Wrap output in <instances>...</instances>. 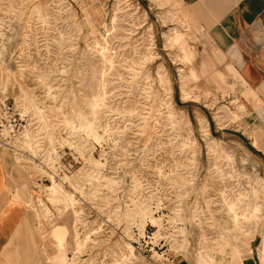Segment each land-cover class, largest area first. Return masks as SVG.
Instances as JSON below:
<instances>
[{
    "label": "rangeland",
    "instance_id": "rangeland-1",
    "mask_svg": "<svg viewBox=\"0 0 264 264\" xmlns=\"http://www.w3.org/2000/svg\"><path fill=\"white\" fill-rule=\"evenodd\" d=\"M255 104L176 0H0V146L39 262L61 221L67 264H264Z\"/></svg>",
    "mask_w": 264,
    "mask_h": 264
},
{
    "label": "crops",
    "instance_id": "crops-1",
    "mask_svg": "<svg viewBox=\"0 0 264 264\" xmlns=\"http://www.w3.org/2000/svg\"><path fill=\"white\" fill-rule=\"evenodd\" d=\"M176 1L251 91L256 104L244 124L264 155V0ZM187 55L194 57L195 52ZM26 176L18 157L0 146V264H48L46 259L51 264H67L61 221L52 224L59 223L55 242L50 241L52 229L48 230L52 225L43 228L40 244L45 259L39 262L32 252L39 242L28 230L42 222L37 210L29 206L35 194L27 189Z\"/></svg>",
    "mask_w": 264,
    "mask_h": 264
},
{
    "label": "built area",
    "instance_id": "built-area-1",
    "mask_svg": "<svg viewBox=\"0 0 264 264\" xmlns=\"http://www.w3.org/2000/svg\"><path fill=\"white\" fill-rule=\"evenodd\" d=\"M9 125H10V129H11V131L20 130V129L24 126V124H23L21 118H19V117H17V116H14V117L11 119ZM3 144L8 145V144H6V143H3Z\"/></svg>",
    "mask_w": 264,
    "mask_h": 264
}]
</instances>
